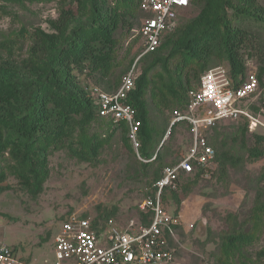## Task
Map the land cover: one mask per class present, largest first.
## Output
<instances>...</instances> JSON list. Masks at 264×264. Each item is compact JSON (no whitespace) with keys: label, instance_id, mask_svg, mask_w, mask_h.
Segmentation results:
<instances>
[{"label":"rangeland","instance_id":"1","mask_svg":"<svg viewBox=\"0 0 264 264\" xmlns=\"http://www.w3.org/2000/svg\"><path fill=\"white\" fill-rule=\"evenodd\" d=\"M100 1L115 13L118 24L108 68L72 71L75 82L90 95L94 89L112 92L128 70L133 68L136 78L147 71L143 100L152 133V157L164 143V167L173 166L186 155L191 139L188 124L172 123L174 111L186 110L187 91L197 86L205 71L217 65L227 68V62L216 56L185 62L174 45L179 29L197 15L199 4L183 12L165 49L141 56L143 0ZM257 3L264 9V0ZM232 5L243 8L238 0H232ZM67 8L75 10L76 3L0 0V65L6 60L38 59L32 53L35 34L53 32L52 24ZM227 18L231 26L240 25L247 34L241 50L242 80L250 72L258 78L263 68L264 23L235 19L229 9ZM261 80L260 95L246 103L251 120L222 122L204 133L215 152L206 172L181 174L176 189L163 191L162 205L178 217L179 224L171 239L174 258L168 264H264V75ZM171 124V135L163 141ZM57 127L48 128L34 146L24 149L27 156L10 145L0 130V244L14 248L23 264H49L53 239L70 217L87 220L94 228L108 220L122 229L146 222L137 205L150 196L153 184L142 174L133 175L136 162L145 159L139 160L128 148L121 132L105 121L81 127L75 119L70 134L57 138ZM251 148L262 155L250 157ZM21 174L31 177L29 186Z\"/></svg>","mask_w":264,"mask_h":264},{"label":"trees","instance_id":"2","mask_svg":"<svg viewBox=\"0 0 264 264\" xmlns=\"http://www.w3.org/2000/svg\"><path fill=\"white\" fill-rule=\"evenodd\" d=\"M73 1L76 3V9L62 10L52 24L53 32L39 31L35 34L36 43L32 53L38 59L29 58L19 63L6 60L0 65V130L5 132L10 145L24 151L34 146L37 138L48 128L58 126L55 136L62 138L70 134L69 128L75 119L76 124L81 127L91 121L100 120L113 127V130L120 131L123 142L128 143V148L133 151L127 138V125L121 121L115 122L100 117L94 99L77 85L72 75V71L81 72L86 68L101 70L108 68L114 34L118 29L117 17L114 12L107 10L100 0ZM238 3L242 4V9L233 7L232 0H192V5L199 4V11L179 29L174 42L185 62L213 56L224 59L228 65V75L236 84H240L244 77L245 66L241 50L245 47L247 34L240 25L231 26L227 10L232 11L235 19L244 17L247 20L264 23L262 17L264 9L257 0H238ZM86 13L89 15L85 22H82ZM181 19L182 16L179 21ZM177 30L178 27L175 32ZM172 35L165 38L154 52L147 55H156L165 49L167 40ZM260 62L263 63H261L263 68L259 69L257 79L259 84H262L264 56ZM146 74L147 71H144L135 79V87L128 96V103L136 109L137 119L141 122L138 133L139 156L149 160L152 158V133L148 127L143 100ZM262 99L264 100V97ZM248 106L250 104L247 105V110ZM172 129L173 125L169 135ZM163 149L164 143L153 160L145 163L136 162L133 175L138 177L142 174L146 179L150 178V184L155 183L162 176L163 161L167 156L162 153ZM261 155L262 152L257 148L249 150L250 157L259 158ZM24 156H27L25 151ZM154 166L156 168L150 174ZM203 173V170H196L189 175L200 176ZM21 177L24 185L29 186L31 177L24 174H21ZM150 195H154V189ZM140 214L146 218L145 224H148L150 215ZM178 228L176 226L175 230Z\"/></svg>","mask_w":264,"mask_h":264},{"label":"built area","instance_id":"3","mask_svg":"<svg viewBox=\"0 0 264 264\" xmlns=\"http://www.w3.org/2000/svg\"><path fill=\"white\" fill-rule=\"evenodd\" d=\"M141 7L145 18L139 33L144 48L141 56H145L175 32L183 12L192 7V0H143ZM135 79L132 68L120 77L114 91L94 89L91 97L100 117L127 125L128 141L138 159L144 161L138 153L141 122L137 119L136 109L128 103ZM259 94L255 72H250L245 80L236 84L225 66L217 65L205 71L197 86L187 91L186 110L173 113L172 123L184 121L189 126L191 144L188 152L177 164L163 168L162 176L153 183L154 195L145 197L137 205L139 213L150 215V222L137 228L122 229L108 220L102 227L94 228L87 220L70 217L53 239L50 264L170 263L175 252L171 239L179 224L178 217L168 214L162 205L163 191L176 189L181 174H193L196 170L206 172L213 164L215 154L204 133L222 122L241 118L251 120L246 105ZM0 264L23 263L18 261L14 248L0 244Z\"/></svg>","mask_w":264,"mask_h":264},{"label":"water","instance_id":"4","mask_svg":"<svg viewBox=\"0 0 264 264\" xmlns=\"http://www.w3.org/2000/svg\"><path fill=\"white\" fill-rule=\"evenodd\" d=\"M171 125H172V124H171ZM171 125H170V128H171ZM168 132H169V131H168ZM168 132L166 133V135H165V137H164L163 141L165 140V138H166V136H167ZM163 141H162V142H163ZM160 146H161V144H160Z\"/></svg>","mask_w":264,"mask_h":264},{"label":"crops","instance_id":"5","mask_svg":"<svg viewBox=\"0 0 264 264\" xmlns=\"http://www.w3.org/2000/svg\"><path fill=\"white\" fill-rule=\"evenodd\" d=\"M52 260H53V251H52V257H51V261H50V263L52 262ZM50 263H49V264H50Z\"/></svg>","mask_w":264,"mask_h":264},{"label":"clouds","instance_id":"6","mask_svg":"<svg viewBox=\"0 0 264 264\" xmlns=\"http://www.w3.org/2000/svg\"><path fill=\"white\" fill-rule=\"evenodd\" d=\"M169 133V132H168Z\"/></svg>","mask_w":264,"mask_h":264}]
</instances>
